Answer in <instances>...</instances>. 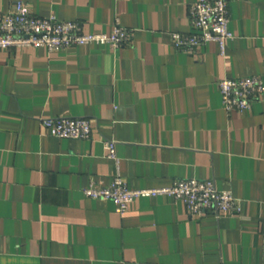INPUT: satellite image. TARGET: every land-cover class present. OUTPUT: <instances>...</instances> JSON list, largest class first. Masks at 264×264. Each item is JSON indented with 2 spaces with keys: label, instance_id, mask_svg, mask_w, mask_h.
Segmentation results:
<instances>
[{
  "label": "crops",
  "instance_id": "obj_1",
  "mask_svg": "<svg viewBox=\"0 0 264 264\" xmlns=\"http://www.w3.org/2000/svg\"><path fill=\"white\" fill-rule=\"evenodd\" d=\"M17 0H0V17ZM36 15L133 31L119 48H0V264H264V95L227 111L218 82L264 80V0H228L235 36L178 49L195 0H24ZM86 116L90 138L48 133L42 117ZM131 188L212 178L241 212L192 214L181 199L140 197L120 212L87 197L116 173Z\"/></svg>",
  "mask_w": 264,
  "mask_h": 264
},
{
  "label": "built area",
  "instance_id": "obj_2",
  "mask_svg": "<svg viewBox=\"0 0 264 264\" xmlns=\"http://www.w3.org/2000/svg\"><path fill=\"white\" fill-rule=\"evenodd\" d=\"M192 31H173V44L184 51H194L207 42H215L225 54L230 39L235 34L230 27L231 16L228 0H195L189 8ZM133 31L119 18L109 31H86L79 21L62 19L56 15H36L24 0H17L0 17V48L44 47L55 51L75 45L107 44L119 48L132 37ZM223 105L227 111L250 109L253 102L264 95V80L260 75L224 77L218 82ZM44 129L58 137L90 138L93 121L86 116L57 115L42 117ZM107 155L117 165L109 183L91 181L83 192L87 197L112 199L117 210L126 211L140 197L166 195L181 199L192 214L206 210L217 216L227 211L241 212L240 200L231 189H220L212 178H177L168 185L131 188L120 171L116 142L105 140Z\"/></svg>",
  "mask_w": 264,
  "mask_h": 264
}]
</instances>
